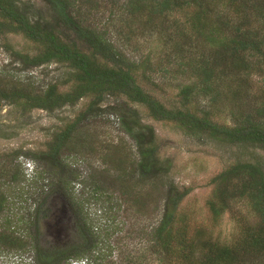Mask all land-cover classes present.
Returning <instances> with one entry per match:
<instances>
[{"label": "trees", "instance_id": "16d2710c", "mask_svg": "<svg viewBox=\"0 0 264 264\" xmlns=\"http://www.w3.org/2000/svg\"><path fill=\"white\" fill-rule=\"evenodd\" d=\"M39 1L41 8L30 1L0 0V37L21 36L34 45V53L11 51L13 62L24 69L53 63L64 66L66 75L39 88L1 75L0 110L8 104L52 113L90 101L53 134L45 150L26 156L46 167L53 187L41 192L32 209L20 207L22 215L7 214L8 190L22 180L15 163L20 155L0 156V249L29 253V264H264V165L236 161L207 183L212 191L205 204L213 219L240 201L257 217L256 225L230 244L202 238L181 210L192 188L171 180V161L161 157L155 130L128 105L143 107L152 120L187 134L264 151V87L254 92L251 83L252 76L264 75V0ZM106 3L120 11L126 44L133 37H153L144 57L129 58L97 23ZM159 55L163 60L152 66ZM155 68L181 79L176 105L165 106L142 85L158 88L146 74ZM107 96L125 99L119 122L136 150L134 157L120 143L103 150V171L115 174L113 186L138 214L148 217L150 208L157 212L155 224L141 228L143 243L135 251L126 248L111 217L101 223L83 211L84 200L70 187L78 176L63 159L81 122ZM222 108L232 123L215 119ZM92 179L95 199L104 181Z\"/></svg>", "mask_w": 264, "mask_h": 264}, {"label": "rangeland", "instance_id": "374dc122", "mask_svg": "<svg viewBox=\"0 0 264 264\" xmlns=\"http://www.w3.org/2000/svg\"><path fill=\"white\" fill-rule=\"evenodd\" d=\"M21 1H30L36 7H42L39 0ZM101 11L104 12V16L101 19L97 18V23L106 27L108 36L129 58L144 57L149 48L153 47L150 43L154 40L153 37L145 41V37H133V40L126 44L127 34L124 32L127 29L121 19L120 11L112 8L109 3H106ZM113 14L118 16H113ZM97 16L102 17L101 13ZM34 48L31 42L21 36L0 37V76L5 75L13 80L28 81L37 88L61 82L67 72L62 65L52 63L38 68L24 69L13 62L11 51L34 53ZM158 51L155 52L156 55ZM161 58L160 55L154 56L152 66L156 67V64L163 60ZM158 70L155 68L153 72L146 73L150 75L149 77L158 85V88L153 89L143 81L142 85L165 106L176 105L177 86L181 79H172L170 76L174 75L164 74ZM251 78L254 92L257 88L264 87V75ZM89 101L90 98H84L73 106H65L52 113L41 110L24 112L15 105L2 106L0 110V156L7 155L11 159L17 154L20 155L15 163L18 165L21 173L20 179H22L8 190L11 195L10 210L7 213L9 216L14 217L13 213L22 215L24 211L20 207L32 209L41 201L43 196L41 192L53 187L52 177L46 173V167L26 156L45 150L53 134L65 124L74 121L79 113L86 109ZM124 101L122 97H105L99 110L88 115L81 122L69 145L70 150L63 154V159L65 165L74 170L75 175L78 176L77 181L70 187L74 188V194L78 198L81 196L84 200L83 211L94 219H100L101 223L111 217L118 224L117 234L123 237L126 248L135 251L143 243L140 237L141 228L145 225H154L157 212H153L154 209L150 208L148 217L138 214L113 186L112 180L115 174L103 171L104 166L101 164L103 150L110 148L112 150L119 143L124 148L126 147L134 157L136 150L134 143L123 132L119 122L120 109L126 105ZM225 102L227 100L222 101V103ZM128 105L140 113L143 124L155 130L161 147V157L171 161V180L179 188H192V192L181 204V210L190 217L192 232L199 230L202 238L220 244H230L237 240L246 228L256 225L257 217L245 202L240 201L232 204L230 212H225L218 219H213L205 204L212 191V187L207 183L213 176L236 161L253 162L256 160L264 165V151L247 145H227L208 139L204 135L187 134L174 124L152 120L147 116L143 107ZM216 113L218 115L215 119L218 122L232 123L227 108ZM92 176L94 179L104 181L102 194L95 195V199H93ZM29 257V253H15L0 249V264H29L31 263Z\"/></svg>", "mask_w": 264, "mask_h": 264}]
</instances>
